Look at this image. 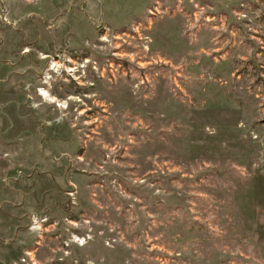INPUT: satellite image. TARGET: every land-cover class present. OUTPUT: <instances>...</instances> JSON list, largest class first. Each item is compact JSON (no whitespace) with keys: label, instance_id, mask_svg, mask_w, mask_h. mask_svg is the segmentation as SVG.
I'll return each instance as SVG.
<instances>
[{"label":"rangeland","instance_id":"374dc122","mask_svg":"<svg viewBox=\"0 0 264 264\" xmlns=\"http://www.w3.org/2000/svg\"><path fill=\"white\" fill-rule=\"evenodd\" d=\"M0 264H264V0H0Z\"/></svg>","mask_w":264,"mask_h":264},{"label":"bare ground","instance_id":"6f19581e","mask_svg":"<svg viewBox=\"0 0 264 264\" xmlns=\"http://www.w3.org/2000/svg\"><path fill=\"white\" fill-rule=\"evenodd\" d=\"M42 94H44L46 97H48L49 95L45 92V91H41ZM52 102L56 101V99L52 98L50 99ZM62 105V104H60ZM63 106V105H62Z\"/></svg>","mask_w":264,"mask_h":264}]
</instances>
